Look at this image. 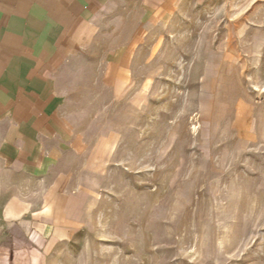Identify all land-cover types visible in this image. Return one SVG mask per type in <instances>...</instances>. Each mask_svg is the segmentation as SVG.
Here are the masks:
<instances>
[{"label": "rangeland", "instance_id": "rangeland-1", "mask_svg": "<svg viewBox=\"0 0 264 264\" xmlns=\"http://www.w3.org/2000/svg\"><path fill=\"white\" fill-rule=\"evenodd\" d=\"M146 32L116 86L85 76L79 226L46 264H264V0Z\"/></svg>", "mask_w": 264, "mask_h": 264}, {"label": "crops", "instance_id": "crops-1", "mask_svg": "<svg viewBox=\"0 0 264 264\" xmlns=\"http://www.w3.org/2000/svg\"><path fill=\"white\" fill-rule=\"evenodd\" d=\"M185 1L0 0V264H46L73 238L85 76L116 86L146 29Z\"/></svg>", "mask_w": 264, "mask_h": 264}]
</instances>
